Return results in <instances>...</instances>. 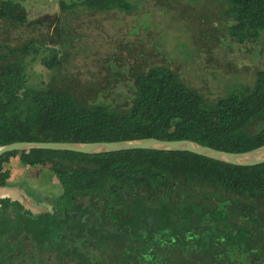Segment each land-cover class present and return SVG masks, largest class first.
Listing matches in <instances>:
<instances>
[{
	"label": "trees",
	"instance_id": "trees-1",
	"mask_svg": "<svg viewBox=\"0 0 264 264\" xmlns=\"http://www.w3.org/2000/svg\"><path fill=\"white\" fill-rule=\"evenodd\" d=\"M228 35L237 43L255 42L264 33V0H224ZM60 7L64 3L59 1ZM95 12L129 11L127 0H80ZM43 45L0 43V145L15 140L95 141L154 136L189 138L241 151L264 144V68L251 84L209 98L178 68L153 63L131 70L122 101L104 98L124 83H80L61 72L68 58L56 47L40 58L47 77L27 83L24 57ZM64 47V46H63ZM116 71L113 79L118 75ZM52 172L69 193L115 192L180 187H216L242 196L264 195V162L237 165L187 150L132 148L100 153L29 148L0 155V184L12 175L11 163ZM113 191V192H112ZM121 193V194H120ZM233 196V195H230ZM5 202H7L5 200Z\"/></svg>",
	"mask_w": 264,
	"mask_h": 264
},
{
	"label": "flooded vegetation",
	"instance_id": "flooded-vegetation-1",
	"mask_svg": "<svg viewBox=\"0 0 264 264\" xmlns=\"http://www.w3.org/2000/svg\"><path fill=\"white\" fill-rule=\"evenodd\" d=\"M8 180L24 189L0 195V264H264V195L74 194L52 172Z\"/></svg>",
	"mask_w": 264,
	"mask_h": 264
},
{
	"label": "rangeland",
	"instance_id": "rangeland-1",
	"mask_svg": "<svg viewBox=\"0 0 264 264\" xmlns=\"http://www.w3.org/2000/svg\"><path fill=\"white\" fill-rule=\"evenodd\" d=\"M79 1L0 0V43L20 45L34 39L43 45L23 59L27 83L47 77L40 58L51 47L68 53L61 72L72 80L71 75L80 83H100L108 75L112 79L107 83H124L104 95L120 101L132 83L131 70L153 63L178 68L209 98L251 84L255 71L264 68V33L255 42L234 41L222 16L224 0H127L129 11L69 7ZM11 167L15 177L45 171H29L14 162Z\"/></svg>",
	"mask_w": 264,
	"mask_h": 264
},
{
	"label": "water",
	"instance_id": "water-1",
	"mask_svg": "<svg viewBox=\"0 0 264 264\" xmlns=\"http://www.w3.org/2000/svg\"><path fill=\"white\" fill-rule=\"evenodd\" d=\"M29 148L68 149L86 153H100L132 148L159 150H187L213 159L237 165H252L264 162V144L241 151H231L202 144L189 138L164 139L154 136L95 141L65 140H15L0 145V155L6 151ZM19 185L12 181L0 184V194L13 192ZM23 192L27 193L25 190Z\"/></svg>",
	"mask_w": 264,
	"mask_h": 264
},
{
	"label": "crops",
	"instance_id": "crops-1",
	"mask_svg": "<svg viewBox=\"0 0 264 264\" xmlns=\"http://www.w3.org/2000/svg\"><path fill=\"white\" fill-rule=\"evenodd\" d=\"M1 195V194H0Z\"/></svg>",
	"mask_w": 264,
	"mask_h": 264
}]
</instances>
